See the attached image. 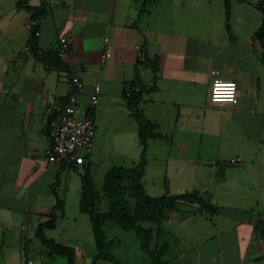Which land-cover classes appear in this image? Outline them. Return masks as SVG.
I'll return each instance as SVG.
<instances>
[{"label": "crops", "instance_id": "obj_1", "mask_svg": "<svg viewBox=\"0 0 264 264\" xmlns=\"http://www.w3.org/2000/svg\"><path fill=\"white\" fill-rule=\"evenodd\" d=\"M259 3L264 1L0 0V264H68L49 242L73 248L74 264H115L96 259L89 220V232L80 238L89 250L72 239L83 219V168L45 160L51 146L48 99L65 102L75 73L84 84L79 114L93 120L96 133L113 128L124 150L136 135L141 157L139 131L124 98L138 83L139 111L154 124L142 176L150 197L157 198L151 189L176 195L172 188L209 182L219 195L237 199L214 202L213 213L181 205L176 213L208 214L210 226L196 248L166 264H264ZM105 38L110 56L102 63ZM63 43L68 51L60 54ZM211 70L237 83L235 105L209 103ZM96 84L98 102L89 108ZM57 206L54 225L41 231L43 241L39 226L52 220Z\"/></svg>", "mask_w": 264, "mask_h": 264}, {"label": "trees", "instance_id": "obj_2", "mask_svg": "<svg viewBox=\"0 0 264 264\" xmlns=\"http://www.w3.org/2000/svg\"><path fill=\"white\" fill-rule=\"evenodd\" d=\"M24 1V0H21ZM257 6L263 11L264 3ZM264 44V28L256 35ZM138 83H134L127 96V108L130 115L135 119L139 128V141L142 146L140 161L130 168L113 166L109 169L103 179L100 191L95 189L88 174L82 176V188L80 194V212L88 217L93 243L97 248L96 259L112 261L119 264L114 257L106 254L113 240H107L103 234V225L110 221L119 226L123 231H133L140 243V249L149 256L150 264H166L162 256L167 245L161 243V232L165 215L169 212L178 211L181 205L197 204L201 210L213 213L217 208L209 203L208 199L199 196L195 192H185L181 195H163L161 197H150L143 186L142 176L144 173L146 143L153 138L154 124L142 116L139 111V94L134 92ZM104 202V210L101 203ZM55 207L51 212L50 222L40 225L38 236L45 241L41 234L44 228L54 225ZM147 225V227H144ZM53 251L66 257L68 264H74L75 251L71 247L56 245ZM95 259V260H96Z\"/></svg>", "mask_w": 264, "mask_h": 264}, {"label": "rangeland", "instance_id": "obj_3", "mask_svg": "<svg viewBox=\"0 0 264 264\" xmlns=\"http://www.w3.org/2000/svg\"><path fill=\"white\" fill-rule=\"evenodd\" d=\"M132 123L135 127L137 126V131H139L137 122L134 123V121H132ZM123 127L127 130V125H124ZM100 129L101 130L98 133H96V131L94 133L93 147L89 155L90 164L88 168L79 170L81 177L85 174H88L90 176L95 189L99 191L104 176L109 169H111L113 166L130 168L133 164L132 161L140 160V156L138 153V150L140 151V149L138 147V140L136 135L133 141H131L129 148L124 150L121 147L123 143L120 142L118 138L116 139V137L118 136L115 135L114 137L113 128L106 129L104 128V126H102ZM78 153L80 155H85L84 150H79ZM146 180L147 183H150L151 180H153V177L151 178V174H147ZM194 185L195 186H190V184L186 186H178L175 189L172 188L171 191H173L172 193L176 195H181L185 192H195L199 196H203V198L209 199V203L213 206L214 202L218 203L219 205H225L228 203V201H230V203H235V201H237L234 194H225L226 196L219 195L217 189L215 187L212 188L213 183L211 184L209 182H194ZM204 187L207 190L206 193L201 192ZM148 189L151 188L149 187ZM149 191L154 195V197H161L165 194L164 191L168 192V189L155 188ZM101 205V209L104 210V202H102ZM187 206L198 208L201 210L200 206L197 204H187ZM203 211H205V213L209 212L206 210ZM207 215L204 216L208 218ZM82 216L83 219L78 220L76 224L77 234L74 233L72 235V239L75 242L78 240L82 242L83 239L81 240L80 238L87 234V230L89 232L87 216L85 214H82ZM204 216H182L181 214L176 212H169L165 215L160 236L161 243L167 245L166 251L162 256L163 262L166 263V261L168 262L175 256H182L186 254V251H190L196 248V243L202 242L205 239L203 238L206 235L204 231L210 225L209 221H206ZM144 227H147V225H144ZM103 234L107 240H113L112 245L107 249L105 253L110 254L112 257H114V259L119 264H150L151 260L149 256L140 249L139 240L133 231H123L116 224L107 221L103 225ZM84 242H86L85 239L82 243L84 248L81 249L86 253L89 250V245L84 244ZM195 255H200V253H195Z\"/></svg>", "mask_w": 264, "mask_h": 264}, {"label": "built area", "instance_id": "obj_4", "mask_svg": "<svg viewBox=\"0 0 264 264\" xmlns=\"http://www.w3.org/2000/svg\"><path fill=\"white\" fill-rule=\"evenodd\" d=\"M38 33H36V36ZM108 38L104 39L106 49L101 55L104 63L110 56L107 50ZM68 51V45L60 46V54ZM145 59L140 52V60ZM209 103L220 107L233 106L238 101V87L233 80H226L219 76L215 70L210 71ZM71 89L65 102L60 103L53 98L48 102L51 106V119L49 122V135L51 146L45 150L47 163H63L67 166H76L85 169L89 164V155L93 147L95 126L87 114H79L78 97L84 91V84L77 73L70 77ZM100 86L96 84L89 95L88 107H94L98 102ZM79 150H84L85 155H80ZM235 160H231V163ZM27 226L22 229L25 230ZM27 264H31L30 261Z\"/></svg>", "mask_w": 264, "mask_h": 264}]
</instances>
